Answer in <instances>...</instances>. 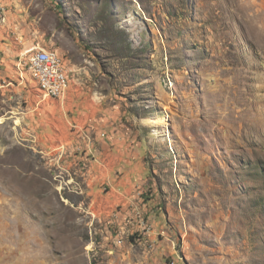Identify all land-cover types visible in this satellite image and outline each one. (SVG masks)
I'll use <instances>...</instances> for the list:
<instances>
[{
  "label": "rangeland",
  "instance_id": "1",
  "mask_svg": "<svg viewBox=\"0 0 264 264\" xmlns=\"http://www.w3.org/2000/svg\"><path fill=\"white\" fill-rule=\"evenodd\" d=\"M31 2L37 49L63 51L104 109L119 100L129 134L134 113L155 127L131 196L104 207L117 188L71 125L85 95L43 97L18 60L23 88L0 91V264H264V0Z\"/></svg>",
  "mask_w": 264,
  "mask_h": 264
},
{
  "label": "crops",
  "instance_id": "2",
  "mask_svg": "<svg viewBox=\"0 0 264 264\" xmlns=\"http://www.w3.org/2000/svg\"><path fill=\"white\" fill-rule=\"evenodd\" d=\"M31 1L0 0V8H3V11H0V91L2 92L10 90L12 87L14 90L23 88V81L19 79L21 67L18 58L24 50L32 46L52 48L44 42L43 30L37 25L36 16L34 15L35 17L32 19ZM60 52L63 55V51ZM71 57L75 58V53ZM67 61L68 59L66 63H68ZM72 69L67 67L69 86L60 102H70L85 95L83 97L85 99L74 111L71 125L79 133L85 128L93 141H97V146L94 149L97 156L94 162L90 163V172L95 173L97 179L102 181L112 179L114 182L112 188H117V190L114 189L117 192L114 193L113 199L96 197L95 201L105 200L104 207H106L117 199L128 200V196L130 197L132 192V179L142 177L146 170L143 149L145 140L148 143V139L154 135L155 124L152 123V116L149 113L146 115H135L134 113L135 116L131 114V119L135 121V127L141 135L129 134L128 127L125 129L126 125L119 122L121 116L125 114L124 111H120L119 105L122 103L112 99L111 109H104L102 105L104 98L101 99L95 93L85 92L84 94L83 91H90V87L84 90L82 86L84 79L79 73L71 74ZM15 81L17 84L13 83ZM102 133H105L104 136ZM84 140L87 143L85 138ZM118 176L119 178L121 176L122 179H117V181L115 177ZM127 184L130 185L122 190L123 185Z\"/></svg>",
  "mask_w": 264,
  "mask_h": 264
},
{
  "label": "built area",
  "instance_id": "3",
  "mask_svg": "<svg viewBox=\"0 0 264 264\" xmlns=\"http://www.w3.org/2000/svg\"><path fill=\"white\" fill-rule=\"evenodd\" d=\"M18 60L32 63L38 73V89L48 86V94L55 99L56 89L62 88V68L59 62V53L53 51H38L37 46H32L23 51Z\"/></svg>",
  "mask_w": 264,
  "mask_h": 264
},
{
  "label": "bare ground",
  "instance_id": "4",
  "mask_svg": "<svg viewBox=\"0 0 264 264\" xmlns=\"http://www.w3.org/2000/svg\"><path fill=\"white\" fill-rule=\"evenodd\" d=\"M37 50L38 51H47V50H43V49H37ZM48 51H53V52L57 53L54 50H48ZM59 62L62 65V68L66 69V70H63V72H62V88L63 89H56V91H55V99L56 98H60L64 94V92L66 91V89L69 86L67 68H66L65 64L62 62V58L60 56H59ZM28 65H29L30 70L32 71V74H33L37 84H38V73L36 71V67H34L32 63H28ZM40 90H41V92L43 94V97L52 98V95H47L48 94V86H41Z\"/></svg>",
  "mask_w": 264,
  "mask_h": 264
}]
</instances>
